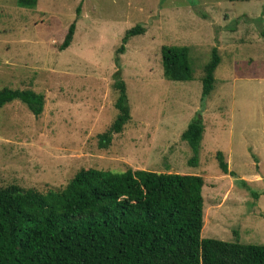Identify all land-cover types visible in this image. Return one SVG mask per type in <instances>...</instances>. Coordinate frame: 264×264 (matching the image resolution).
Masks as SVG:
<instances>
[{
    "label": "rangeland",
    "instance_id": "rangeland-1",
    "mask_svg": "<svg viewBox=\"0 0 264 264\" xmlns=\"http://www.w3.org/2000/svg\"><path fill=\"white\" fill-rule=\"evenodd\" d=\"M80 9V12H78ZM76 22L72 45L61 50ZM144 33L130 39L128 30ZM190 48L195 78L164 75L162 48ZM217 48L216 86L202 99L204 66ZM121 70L132 120L109 148L99 135L118 116ZM45 97L34 116L15 101L0 109V187L64 189L81 169L128 168L200 175L202 238L264 245V0H0V90ZM201 116L200 157L182 134ZM223 152L229 170L219 167Z\"/></svg>",
    "mask_w": 264,
    "mask_h": 264
},
{
    "label": "trees",
    "instance_id": "trees-1",
    "mask_svg": "<svg viewBox=\"0 0 264 264\" xmlns=\"http://www.w3.org/2000/svg\"><path fill=\"white\" fill-rule=\"evenodd\" d=\"M18 4L33 8L38 0H18ZM75 33L76 22L70 26L62 51L72 45ZM143 33L142 26L128 30L119 54L125 53L130 39ZM221 61L214 48L204 66L203 100L215 89ZM162 63L168 80L190 82L195 78L187 46H164ZM113 87L118 92V116L99 135L103 149L132 120L121 70L114 76ZM15 101L25 104L36 117L44 111L42 94L30 89L0 90V109ZM204 134L201 116L182 134L193 154L192 165L198 163ZM217 160L223 174L235 176L223 152L217 153ZM204 186L200 175L90 168L78 171L62 190L43 193L18 184L0 187V264H264V245L202 238Z\"/></svg>",
    "mask_w": 264,
    "mask_h": 264
}]
</instances>
